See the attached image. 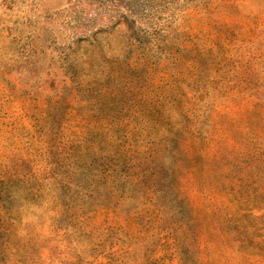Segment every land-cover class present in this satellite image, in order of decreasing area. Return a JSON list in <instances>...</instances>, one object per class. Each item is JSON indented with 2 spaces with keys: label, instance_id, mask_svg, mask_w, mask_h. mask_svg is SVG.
Masks as SVG:
<instances>
[{
  "label": "rangeland",
  "instance_id": "rangeland-1",
  "mask_svg": "<svg viewBox=\"0 0 264 264\" xmlns=\"http://www.w3.org/2000/svg\"><path fill=\"white\" fill-rule=\"evenodd\" d=\"M120 11L0 0V264H264V0Z\"/></svg>",
  "mask_w": 264,
  "mask_h": 264
},
{
  "label": "trees",
  "instance_id": "trees-1",
  "mask_svg": "<svg viewBox=\"0 0 264 264\" xmlns=\"http://www.w3.org/2000/svg\"><path fill=\"white\" fill-rule=\"evenodd\" d=\"M101 2H116L121 1L126 7L127 11H120L116 17L115 23L125 22V23H135V18L132 15L138 8L146 10L150 8L151 13H148L152 17L154 15H159L161 10H166L172 14L177 9H184L189 5L196 4L199 0H96Z\"/></svg>",
  "mask_w": 264,
  "mask_h": 264
}]
</instances>
